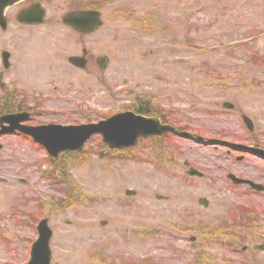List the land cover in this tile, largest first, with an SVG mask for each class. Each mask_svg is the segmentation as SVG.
<instances>
[{
	"label": "rangeland",
	"instance_id": "374dc122",
	"mask_svg": "<svg viewBox=\"0 0 264 264\" xmlns=\"http://www.w3.org/2000/svg\"><path fill=\"white\" fill-rule=\"evenodd\" d=\"M88 1L101 8L104 21L88 37L89 53L93 59L108 56V69L92 65L88 79L76 74L75 83L67 84L61 76L68 66L59 61L56 84L28 87L55 93L64 107L65 100L78 104V95L88 93L84 103L92 122L134 98L146 99L171 112V122L189 138L142 142L117 160L99 159L109 154L100 138H93L88 158L73 157L71 174L83 197L61 214L52 200L63 199L62 192L40 177L47 168L42 152L27 140L0 138V264H26L36 223L28 214L51 219L54 264H196V247L220 262L233 249L243 252L246 242L236 240L247 236L252 245L259 232L240 211L260 209L257 202L264 197L232 185L228 176L264 183V159L230 146L264 147V0ZM65 10L60 6V13ZM143 17L155 19L149 24L154 31L139 25ZM11 18L7 31L0 30V53H12L19 68L15 78L37 80L47 70L28 76L30 64L20 62L38 47ZM65 91L72 93L64 97ZM227 103L234 111L223 110ZM242 116L253 121V133ZM50 119L44 115L37 122ZM186 162L205 177L186 176ZM126 189L137 195L126 197ZM201 198L208 200L207 208ZM43 202L53 213L33 209L43 208ZM103 221L108 225L101 227Z\"/></svg>",
	"mask_w": 264,
	"mask_h": 264
},
{
	"label": "flooded vegetation",
	"instance_id": "af4514ba",
	"mask_svg": "<svg viewBox=\"0 0 264 264\" xmlns=\"http://www.w3.org/2000/svg\"><path fill=\"white\" fill-rule=\"evenodd\" d=\"M70 4H72L74 8V11L72 12L79 10H88V0H23L10 10V14H13V20L17 21L18 17L24 11L30 9L31 7L39 5L45 10V6L56 5L55 11L53 13H47V11L45 10L46 13L44 15V21L42 24L36 26L17 24V29L20 32L26 33V36H28L29 38L28 40L34 42L37 47H40L38 49L40 59H48L50 61H53L58 60L61 56L63 59H67L68 61V58L72 57V55H68L67 53L62 52V50L68 47L69 42L80 47L83 54L84 51H86L85 58L83 59L84 69L81 70L69 64L67 66H69L71 70L81 73V76H85L88 79V72L91 73L90 67L92 65L96 66V60L92 58L91 54L88 55L87 52L88 33L76 32L71 28L63 26L62 22L64 16L62 18L61 14L59 13L60 6H63L65 9H67ZM42 51H46L48 54H41L40 52ZM48 64L49 62H45V60L38 61V66H34V68H36L40 72L44 70H47V72H42L38 74L39 76L37 77V80L32 79L31 77H26L25 84L42 85L44 83V78H46L47 76H49L52 81H55L56 74L53 72V70ZM16 70L17 67H14L11 63V67L9 68V71L5 74V76L13 73L10 77V80L13 82H19V78H15L14 76ZM33 72L34 71L32 67L28 76H30ZM64 74L67 75V73L65 72ZM10 80H8V85L10 86V88L8 86V91L6 93V102L7 105L12 108L11 112L28 113L32 117V121H35L37 116L44 115V99L48 96H45L43 89H36L33 91L29 90L27 94H21L20 92L16 91L19 90L22 92L21 88L17 87V84H14V92H11ZM41 100L44 102V104L41 102ZM15 134L16 137L20 136L18 138H23L27 140V137H23V135L19 133ZM253 220L255 221L257 230L259 232V234L256 235L257 242L258 244L264 245V206L260 209V214L255 215L253 217ZM248 241L249 240L247 239V242ZM248 246V243L244 246L243 254H235L233 256L223 257V262L218 261V258H212L211 262L208 261L206 262V264H264V252L255 251L250 253Z\"/></svg>",
	"mask_w": 264,
	"mask_h": 264
},
{
	"label": "water",
	"instance_id": "95a60500",
	"mask_svg": "<svg viewBox=\"0 0 264 264\" xmlns=\"http://www.w3.org/2000/svg\"><path fill=\"white\" fill-rule=\"evenodd\" d=\"M18 0H0V27L3 29L6 28V21L4 17L5 10L14 5ZM102 26V22L100 21V15L98 12H88V31L97 30ZM231 108V106L226 105V108ZM246 124L248 127L252 125L250 120H246ZM161 127L156 121H145L144 119L136 118L133 114L130 115H122L116 119H113L109 123L101 126L100 128L95 129L94 131H101L104 134H107L113 131L121 132L122 139L119 141L120 145H116L117 148H131L136 144V141L142 135L147 136L148 134H153L154 132L149 131H158ZM90 132H88L89 135ZM31 134L34 136V139L44 145L47 150L50 152V155L53 157H57V152L62 151L65 148V143H62L60 146L56 144L49 143V139L47 134L41 131H33ZM69 137H73L74 144L77 146H73L71 149H78L82 146V142L80 143L81 137L78 133L74 135L72 133L61 134L60 140L65 141ZM110 143L118 144L117 141H113L107 138ZM113 147V146H111ZM261 153L264 154L263 151ZM190 175H197L194 171L189 172ZM201 176L200 174H198ZM235 183L241 184H249L251 188L257 189L259 188L255 184H251L248 181L244 180H235ZM39 240L33 245L31 251V260L29 264H51L52 262V254L50 249V240L52 237V232L48 227V221H43L39 227Z\"/></svg>",
	"mask_w": 264,
	"mask_h": 264
}]
</instances>
